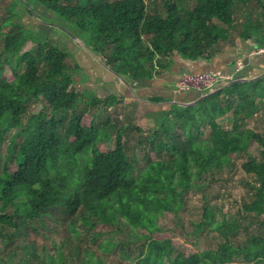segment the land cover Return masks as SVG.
<instances>
[{"label": "trees", "instance_id": "16d2710c", "mask_svg": "<svg viewBox=\"0 0 264 264\" xmlns=\"http://www.w3.org/2000/svg\"><path fill=\"white\" fill-rule=\"evenodd\" d=\"M31 1L64 19L65 29L100 54L117 75L133 82L152 79L157 66L176 54L209 60L234 38L254 36L264 47L259 18L264 16V0H252L261 6L258 14L246 7L251 0ZM238 4L245 7L243 21L234 18ZM14 9L11 4L10 17L1 25L8 30L0 31V152L4 143L7 152L0 169V230L19 231L34 221L46 225L58 211L68 217L72 235L54 245L53 253L42 255L21 246L11 261L0 255V264H68L63 250L81 235L80 226L92 230L95 241L110 229L114 232L99 241L98 253L84 252L85 264H106L105 258L119 245L114 234L122 232L128 235L127 245L137 243L138 252L131 257L122 248L121 257L135 264H232L238 259L264 264V150L260 159L252 157L242 165L254 181L248 184L251 200L241 205L239 216H218L208 202L200 220L191 222L196 236L205 228L215 232L216 247L185 252L158 223L164 213L177 217L189 192H202L208 178L233 168L253 142L264 147V134L246 125L260 110L264 76L221 82L201 91L205 97L192 106H160L161 116L154 118L159 131L152 134L156 142L145 146L155 159L146 154L144 168L133 176L123 125L110 116L99 122L93 112L111 110L116 97L103 100L80 91L76 77L81 69L76 62L69 64L67 46L14 22L21 18ZM28 41L36 48L23 52ZM35 106L40 110L34 112ZM219 120L232 121L231 128H221ZM112 140L114 146L102 150ZM243 217H250L247 227L257 225L245 243L238 238L245 227ZM75 255H80L78 249Z\"/></svg>", "mask_w": 264, "mask_h": 264}, {"label": "rangeland", "instance_id": "374dc122", "mask_svg": "<svg viewBox=\"0 0 264 264\" xmlns=\"http://www.w3.org/2000/svg\"><path fill=\"white\" fill-rule=\"evenodd\" d=\"M114 1V0H113ZM146 2L148 0H145ZM159 1V0H157ZM14 4L15 9L13 14L21 16V18H13L14 22L22 23L25 28L34 32L35 34H46L50 41L58 44H65L68 46L70 40L67 35H73L69 30L65 29L66 22L54 13L48 11L44 6L39 5L37 2L29 0H21V2L13 0H0V31L5 32L8 28L1 29V25L7 18L10 17L8 9L10 5ZM26 4V6H25ZM249 10L261 13V6L255 3V1H249L246 6ZM244 8L241 4L236 5L234 8V18L237 21H243ZM255 17H259L254 14ZM264 26V16L259 17ZM68 27V26H67ZM70 35V37H71ZM75 36V35H74ZM3 39H0V61L4 60ZM81 44L87 45L86 42ZM224 45V44H223ZM88 46V45H87ZM36 48V44L32 41H28L23 47V52L31 51ZM89 48V47H88ZM86 47V49L88 50ZM222 49V45H221ZM89 59L87 57L82 58L83 66H87ZM73 59H69V64L74 66ZM80 73V72H79ZM9 80H13L14 76L8 73ZM77 79V78H76ZM89 82L86 80L79 81L77 88L81 89V85L88 86ZM101 95L103 91L101 88L96 89ZM260 110L250 119L247 120L246 125L248 128L253 129L256 133L264 134V99L257 103ZM168 109V105H164ZM34 112L40 110L39 106L32 108ZM159 107H145L136 103H128L126 105H118L114 110L109 111L105 107L100 110L93 109V112L97 113L98 121H104L109 116L113 117L120 125L124 127L123 140L126 150L128 152V158L134 168V175L136 176L145 166L146 154L150 156L152 160L155 159L154 153L145 149L147 142H156V138L152 136L154 132L159 131L155 124L156 117H160L161 111ZM149 116V117H147ZM221 128L229 129L232 126V121L219 120ZM140 130V131H138ZM208 132V130H207ZM114 146V141L107 142L104 145V151H108ZM264 147L258 143L253 142L250 146L249 152L239 156L235 159V166L226 170L224 173L218 174L212 178L206 180L203 191L198 190L189 192L186 195L185 208L180 211L177 217L174 214L164 213L158 217V223L160 227L168 230V234L171 236L173 244L176 248L184 250L185 252H192L204 247H216L219 239L215 232L205 228L203 231L194 235L192 231V221H199L203 214L204 205L208 204L215 208V212L218 216L226 214L231 216L232 214L239 216V210L241 205L251 200V188L248 185L253 182L252 176L247 175L242 170V165L245 162L250 161L252 157H261V151ZM0 155V169L3 168L4 159L6 157V144L4 143L1 149ZM165 158V155L162 156ZM205 197V198H204ZM57 219L58 221H56ZM250 217H243L242 222L245 227H242L239 233V241L246 242L248 234L257 230V225H251L247 227ZM46 225L41 224L38 221H34L31 226L20 228L19 231L12 230L11 228L4 227L0 230V255L5 258V261H11L12 256L15 253V248L21 246L29 247V250L35 248L39 254H48L54 252V245L61 244L71 236V232L68 228V217L64 213L58 211L54 214V219L46 220ZM81 227V235L74 241L71 240L66 244L65 255L67 257L68 264H85L82 258L85 257V251L90 250L96 253L99 252L98 243L103 240L110 233H114L113 230H109L104 236L94 240L93 231L88 227ZM247 227V228H246ZM5 236V237H4ZM6 242L4 243L5 238ZM114 240H118V246H115L111 254L105 258L106 264H135V261H129L122 258V248L126 250L131 257H135L138 252L137 243H131L127 245L128 235L125 232L114 234ZM5 246V247H4ZM35 246V247H32ZM76 249L79 250L80 255H75ZM70 255H72L70 257ZM35 263V262H34ZM96 264V263H93ZM232 264H250L243 259H238Z\"/></svg>", "mask_w": 264, "mask_h": 264}, {"label": "crops", "instance_id": "0c3cea01", "mask_svg": "<svg viewBox=\"0 0 264 264\" xmlns=\"http://www.w3.org/2000/svg\"><path fill=\"white\" fill-rule=\"evenodd\" d=\"M67 36L70 43L65 46L72 54L73 61L78 63L81 69L76 77V84L82 80L89 82V85L86 83L87 87L80 84L81 89L79 90L91 91L103 100L115 96L117 103L109 111L114 110L118 105L128 103L142 104L148 108L150 105L160 107L174 103H194L200 98L201 93L194 89L189 92H180L178 86L182 76L186 73L219 71L233 73L237 60H241L243 67L238 73H235V79H256L259 76H264V47H259L256 44L254 36L250 40L234 38L229 43L222 45L220 54L209 60L203 58L188 60L176 54L170 59H164L162 64L157 66L152 79L135 82L123 77L120 80L116 74L101 63L103 61L106 64V61L100 54L87 50L80 40ZM83 57L89 59L87 66H83ZM97 88H101L103 91L101 95L97 92ZM154 98H161L164 102L155 103L151 101Z\"/></svg>", "mask_w": 264, "mask_h": 264}, {"label": "built area", "instance_id": "2783aa9c", "mask_svg": "<svg viewBox=\"0 0 264 264\" xmlns=\"http://www.w3.org/2000/svg\"><path fill=\"white\" fill-rule=\"evenodd\" d=\"M260 53V52H257ZM243 67L241 60H237L233 73L206 72V73H186L182 76L178 89L180 92H189L190 90L203 91L214 88L221 82H230L235 78Z\"/></svg>", "mask_w": 264, "mask_h": 264}, {"label": "water", "instance_id": "95a60500", "mask_svg": "<svg viewBox=\"0 0 264 264\" xmlns=\"http://www.w3.org/2000/svg\"><path fill=\"white\" fill-rule=\"evenodd\" d=\"M71 35V34H70ZM71 37H73V38H75L76 40H79L77 37H75L74 35H71ZM101 63L108 69V70H110L111 72H113L114 74H116L117 75V73H115L113 70H111L103 61H101ZM117 77L120 79V80H122V77L121 76H119V75H117ZM260 77V76H259ZM259 77H257V78H259ZM251 80H255V79H244V78H242V79H237L236 81L237 82H248V81H251ZM127 85V84H126ZM220 91V89H218V90H216L215 92H212V93H216V92H219ZM212 93H210V94H212ZM205 96H200V98L196 101V102H194V103H188V104H182V103H178V104H181V105H186V106H192V105H195L198 101H200V100H202L203 98H204Z\"/></svg>", "mask_w": 264, "mask_h": 264}]
</instances>
